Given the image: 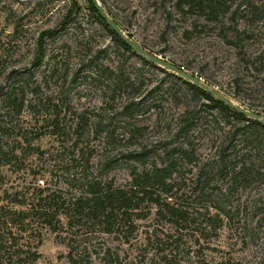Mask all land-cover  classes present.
I'll return each mask as SVG.
<instances>
[{
    "label": "rangeland",
    "instance_id": "obj_1",
    "mask_svg": "<svg viewBox=\"0 0 264 264\" xmlns=\"http://www.w3.org/2000/svg\"><path fill=\"white\" fill-rule=\"evenodd\" d=\"M100 2L149 51L264 111V90L247 96L260 78L254 62L264 59V0H217L218 17L181 10L176 0ZM145 60L119 43L89 0H0L2 143L10 154L17 147L18 155L1 169V190L32 192L47 184L64 196L79 195L81 173L128 189L138 174L173 160L169 196L187 210L190 221L176 235L185 246L181 263L259 264L264 183L255 179L232 186L231 165L219 172V155L233 162L246 151L241 134L222 150L241 121L172 71ZM236 78L247 101L234 95ZM13 89L24 100L21 113H7L4 98ZM130 98L144 103L121 113ZM183 113L193 123L179 134ZM73 173L79 179L70 185L66 180ZM141 207L145 217L134 215L136 228L125 235L79 231L95 264H164L169 248L164 233L175 229L150 201ZM212 220H223L220 228L214 230ZM38 251V264H73L67 242L49 229L43 228Z\"/></svg>",
    "mask_w": 264,
    "mask_h": 264
},
{
    "label": "trees",
    "instance_id": "obj_2",
    "mask_svg": "<svg viewBox=\"0 0 264 264\" xmlns=\"http://www.w3.org/2000/svg\"><path fill=\"white\" fill-rule=\"evenodd\" d=\"M89 1L93 11L100 17L104 26L117 38L123 47L133 51L101 16L93 1ZM216 2L217 0H176V5L181 10L198 9L204 14L218 17L219 11L217 10ZM114 18L124 29L123 24L116 17ZM144 48L147 47L144 46ZM261 59L254 62L259 65V68L255 67L254 69L260 75V78L255 82L254 87L247 89V96L254 92L255 89H258V91L264 90V59ZM148 62L154 65L152 62ZM178 66L186 69L184 65ZM175 76L196 93L213 101L218 106V109L241 121V125L237 129L230 130L229 139L222 150L225 151L227 147L230 149L233 146L234 139L241 134L242 144L246 151L241 154L240 160L233 162L230 160L227 162L224 154L219 155L221 163L219 172L223 174L231 165L229 174L232 186L248 184L255 179H260L264 183V123L245 116L203 88L186 81L177 74ZM200 76L203 77L202 75ZM205 82L211 84L212 81L206 78ZM233 82L237 89L234 94L235 97L239 100L247 101L238 93L241 90L239 79L236 78ZM4 101L9 107L7 113L11 111L21 113L24 100H19L15 89L7 93ZM17 101H20V103L17 104ZM143 103L144 101L142 100L130 98L127 103L122 105L120 112L128 113L132 109L140 108ZM247 107L259 113H264V111L256 109L251 104H248ZM183 114V123L178 129L179 134L190 130L193 123V117L190 114ZM4 129L0 124V172L2 167L10 163L13 158H18L15 152L17 147L12 148L13 152L11 154L13 156L3 149L2 136L4 131H6ZM172 161L161 166L153 165L151 169L138 174L128 189L115 188L111 182H104L98 176L90 177L85 173H81L82 177L80 178L83 180L82 192L79 195L72 196H64L61 191L52 189L47 184L39 186L36 188L38 191L32 192L31 190L24 192L20 189L12 191L4 189L2 191L1 182H3V176L0 174V264H38L41 257L38 247L42 243L43 228L49 229L57 233V235H62L69 247L67 256L70 262L73 264H95L94 252L89 245L83 243L86 238L80 237L79 231L87 228L88 233L97 231L99 235L112 233L125 235V233L136 228L135 220H131L134 215L137 219L145 217V214L140 213L141 211L138 212V209H141L143 203L148 201L157 206L159 214L170 217L168 222L171 223L176 232L164 233L166 236L165 241L169 244V248L166 249L162 256L164 259L163 263L182 264L179 254L182 249H185V246L182 248V245H184L182 235H176L179 232V227L187 225L190 221L188 220L187 210L178 202H173L170 199L171 196H169L174 187V184L170 181L174 172ZM203 170L200 167L199 177L203 176ZM206 174H209V172L206 171ZM72 175V178L66 180V183L70 185L75 184L77 179H79L74 173ZM158 191H161V193ZM162 193H166L167 198H164V200H161ZM222 221L212 220L213 229L217 230L220 228ZM108 259H111V256L108 255ZM216 264L241 263L221 261ZM259 264H264V255Z\"/></svg>",
    "mask_w": 264,
    "mask_h": 264
},
{
    "label": "water",
    "instance_id": "obj_3",
    "mask_svg": "<svg viewBox=\"0 0 264 264\" xmlns=\"http://www.w3.org/2000/svg\"><path fill=\"white\" fill-rule=\"evenodd\" d=\"M95 6L98 8L101 16L107 21L111 28L132 48L133 51L141 55L146 60L159 65L173 73L177 74L179 77L185 79L188 82L195 84L198 87L203 88L208 93L215 96L217 99L221 100L231 108L236 109L238 112L244 114L245 116L252 118L258 122L264 123V115L257 111L249 109L242 103L234 100L231 96L227 95L218 88L212 86L211 84L205 82L201 77L187 71L183 67L157 55L154 52L149 51L140 45L133 37H131L115 20V18L107 11L100 0H92Z\"/></svg>",
    "mask_w": 264,
    "mask_h": 264
}]
</instances>
